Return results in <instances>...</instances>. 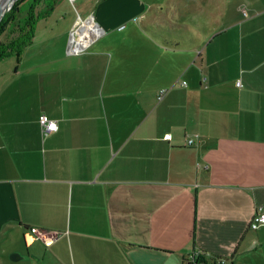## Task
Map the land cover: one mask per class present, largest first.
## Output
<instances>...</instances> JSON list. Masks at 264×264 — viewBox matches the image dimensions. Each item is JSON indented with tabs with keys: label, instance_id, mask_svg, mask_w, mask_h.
<instances>
[{
	"label": "crops",
	"instance_id": "0c3cea01",
	"mask_svg": "<svg viewBox=\"0 0 264 264\" xmlns=\"http://www.w3.org/2000/svg\"><path fill=\"white\" fill-rule=\"evenodd\" d=\"M239 11L211 38L162 44L138 12L106 10L87 17L105 36L82 55L72 23L50 36L59 51L13 56L0 71V261L185 264L204 251L264 264V226L250 227L264 211V0ZM43 114L57 132L42 133Z\"/></svg>",
	"mask_w": 264,
	"mask_h": 264
},
{
	"label": "rangeland",
	"instance_id": "374dc122",
	"mask_svg": "<svg viewBox=\"0 0 264 264\" xmlns=\"http://www.w3.org/2000/svg\"><path fill=\"white\" fill-rule=\"evenodd\" d=\"M124 0H64L60 1L53 14L37 24L35 43L29 49L33 52L44 50L45 54L53 50L59 51L60 40L50 37L52 34L67 30L72 23L76 25V37H80V27L90 14H102L108 10L110 16H132L131 21L145 22L146 28L160 43H167L163 38L188 39V36L203 38L213 37L217 31L236 21L241 14L239 9L247 0H125L134 4V8H124ZM120 5L117 12L116 5ZM141 4V6H140ZM140 6V7H138ZM140 11V12H139ZM88 21V20H86ZM131 27V26H130ZM121 29V28H120ZM123 30V29H121ZM71 33V32H70ZM69 33V34H70ZM105 36L102 35L91 45ZM89 46V47H90ZM88 47V48H89ZM87 48V49H88ZM84 50L83 52L87 51ZM82 52V54H84ZM78 54V55H82ZM76 55V56H78ZM40 58V55L37 56ZM33 59H36L33 57ZM15 58L0 61V71L7 68ZM0 264H24L12 262L8 257Z\"/></svg>",
	"mask_w": 264,
	"mask_h": 264
},
{
	"label": "trees",
	"instance_id": "16d2710c",
	"mask_svg": "<svg viewBox=\"0 0 264 264\" xmlns=\"http://www.w3.org/2000/svg\"><path fill=\"white\" fill-rule=\"evenodd\" d=\"M60 1L18 0L0 24V61L13 56L20 57L33 44L38 22L49 18ZM201 253V259L196 262L186 260L185 264H198L208 260L206 252Z\"/></svg>",
	"mask_w": 264,
	"mask_h": 264
},
{
	"label": "built area",
	"instance_id": "2783aa9c",
	"mask_svg": "<svg viewBox=\"0 0 264 264\" xmlns=\"http://www.w3.org/2000/svg\"><path fill=\"white\" fill-rule=\"evenodd\" d=\"M101 29V28H100ZM76 31H73L71 39H70V44H69V53L73 54V55H78V54H82V52L84 50H86L90 44H92L96 39H98L100 36H102V29L101 31L99 30L94 36H89L88 37V42L84 45V46H80L79 40L81 39V37L77 38L76 37ZM239 87L242 86L241 82H238L237 84ZM167 93V90L164 89L162 90L160 99L164 98V95ZM39 123L41 126V130L42 133L46 136L48 134L57 132L59 129V125L58 122L54 119H51L48 115L43 114L40 116L39 118ZM171 134H166L165 135V139L166 140H170L171 139ZM190 144L193 143L192 140L189 141ZM262 226H264V211L263 210H259L256 215L254 216L250 227L252 230H258L259 228H261ZM34 233L39 234L38 230H33ZM201 252H194L192 254V256H190V258L188 260H190V262H196L197 260L201 259ZM210 257H213L214 260H212V258L210 259ZM208 260H204L199 262L198 264H233L231 258H229L228 256H207Z\"/></svg>",
	"mask_w": 264,
	"mask_h": 264
},
{
	"label": "bare ground",
	"instance_id": "6f19581e",
	"mask_svg": "<svg viewBox=\"0 0 264 264\" xmlns=\"http://www.w3.org/2000/svg\"><path fill=\"white\" fill-rule=\"evenodd\" d=\"M5 1H9V0H0V10L2 9V7L4 6V2ZM84 23H82L79 33H80V37L81 39L79 40L80 46H84L87 42H88V37L89 36H94L99 30L101 31V29H94L90 23V21H83Z\"/></svg>",
	"mask_w": 264,
	"mask_h": 264
},
{
	"label": "water",
	"instance_id": "95a60500",
	"mask_svg": "<svg viewBox=\"0 0 264 264\" xmlns=\"http://www.w3.org/2000/svg\"><path fill=\"white\" fill-rule=\"evenodd\" d=\"M17 1L18 0H9L4 2V6L0 10V24L7 15V13L12 10Z\"/></svg>",
	"mask_w": 264,
	"mask_h": 264
}]
</instances>
